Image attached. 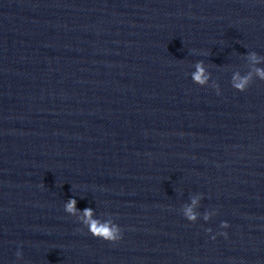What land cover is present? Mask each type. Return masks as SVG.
I'll list each match as a JSON object with an SVG mask.
<instances>
[{
  "label": "water",
  "instance_id": "1",
  "mask_svg": "<svg viewBox=\"0 0 264 264\" xmlns=\"http://www.w3.org/2000/svg\"><path fill=\"white\" fill-rule=\"evenodd\" d=\"M0 264H197L31 0H0Z\"/></svg>",
  "mask_w": 264,
  "mask_h": 264
},
{
  "label": "clouds",
  "instance_id": "2",
  "mask_svg": "<svg viewBox=\"0 0 264 264\" xmlns=\"http://www.w3.org/2000/svg\"><path fill=\"white\" fill-rule=\"evenodd\" d=\"M262 78H264V72L260 73ZM194 79L197 82L203 83L204 81L201 78L200 74H197ZM238 88H240L241 90L243 89V84L241 85H237ZM75 209V200H70L67 204V211L69 212H73ZM84 214L86 217H90L91 216V209H85L84 210ZM187 215L189 217V219L194 220L195 216L192 214L191 209L188 210ZM223 227H228L229 225L227 224V222H224L222 224ZM90 231H92V234L95 235H100L103 239L107 240V241H118L119 239H121V234L118 232L117 229L112 228V227H108V226H98L96 224V222H92L90 225ZM223 235H226V233H222ZM215 237H213L214 239Z\"/></svg>",
  "mask_w": 264,
  "mask_h": 264
}]
</instances>
